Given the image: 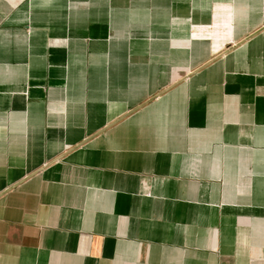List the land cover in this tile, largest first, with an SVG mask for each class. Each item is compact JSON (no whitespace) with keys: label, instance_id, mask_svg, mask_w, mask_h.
Here are the masks:
<instances>
[{"label":"crops","instance_id":"0c3cea01","mask_svg":"<svg viewBox=\"0 0 264 264\" xmlns=\"http://www.w3.org/2000/svg\"><path fill=\"white\" fill-rule=\"evenodd\" d=\"M0 264H264V0H0Z\"/></svg>","mask_w":264,"mask_h":264}]
</instances>
